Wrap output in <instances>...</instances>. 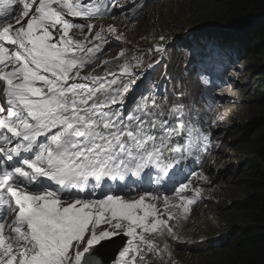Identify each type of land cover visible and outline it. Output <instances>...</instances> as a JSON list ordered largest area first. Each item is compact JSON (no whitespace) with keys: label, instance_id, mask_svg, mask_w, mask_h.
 Instances as JSON below:
<instances>
[{"label":"snow or ice","instance_id":"6c2138e0","mask_svg":"<svg viewBox=\"0 0 264 264\" xmlns=\"http://www.w3.org/2000/svg\"><path fill=\"white\" fill-rule=\"evenodd\" d=\"M131 2L134 16L145 7ZM123 7L0 0V264H176L168 238L182 239L200 195L194 188L189 199L187 190L208 177L187 173L170 193L142 187L143 178L151 182L155 171L171 180L181 163L207 150L208 136L195 132L186 105L169 102L155 85L125 107L145 64L152 69L165 58L168 37L141 55L121 51L115 71L96 73L110 63L95 64L109 37L124 41L123 33L109 25L93 35L91 22L73 18L115 19L113 9ZM132 192L136 198H126ZM117 237L127 238L118 255L103 259Z\"/></svg>","mask_w":264,"mask_h":264},{"label":"trees","instance_id":"16d2710c","mask_svg":"<svg viewBox=\"0 0 264 264\" xmlns=\"http://www.w3.org/2000/svg\"><path fill=\"white\" fill-rule=\"evenodd\" d=\"M173 3L174 9L161 18L155 31L196 41L202 34L235 44L234 59L242 66L241 72L249 74L243 105L252 119L246 131L233 133L243 138L242 152L246 155V168L240 169L244 196L238 197L227 212L244 224L229 244L199 250L204 256L196 264H264V0H186L185 6L178 0ZM155 12L159 15L157 8ZM221 213H225L224 207Z\"/></svg>","mask_w":264,"mask_h":264},{"label":"clouds","instance_id":"9594fccd","mask_svg":"<svg viewBox=\"0 0 264 264\" xmlns=\"http://www.w3.org/2000/svg\"><path fill=\"white\" fill-rule=\"evenodd\" d=\"M173 1V0H138L140 4L145 5L142 11H138L137 15H133L131 8L133 6L131 0H125L126 6L123 7L122 10L113 9V12L115 13V19L111 15L108 19L105 18L106 15L100 16H93V17H77L73 18V23H89L91 22L94 27L92 29V34L100 29L101 26L107 28L109 25H115L117 28V31L119 33H123V36L125 38L124 41L132 40L131 36L133 35L135 40L138 39L139 36L145 35V34H153L155 31L158 22L161 24L160 20L161 18L168 14H162L159 12L158 8L161 6H165L166 3ZM179 2H183L184 0H178ZM83 2V0H82ZM116 3L119 4L120 0H115ZM155 8H157V11L159 12V15H156ZM76 30L73 29L72 32H75ZM88 30L87 28L84 29V33L87 34ZM71 34V33H70ZM146 37V36H143ZM78 38L83 39V36H79ZM204 42L202 43V47L198 50L197 56L198 61L197 65L199 69H202V67L206 66L208 63H212L213 61H209V55L211 51H213L212 59H214L215 53H220L219 49L220 46H217L216 48H212V39L214 37H208L206 35L203 36ZM91 39V37H89ZM123 41H116L114 38H111V41L108 45L105 46L103 54H98L99 59L95 61V64H100L102 60H107V54L113 52L117 48H120ZM208 46V51L202 49ZM234 47L236 53V46L227 43L224 46V49L226 51V58L228 54L230 53V48ZM202 51V55H200ZM208 53V55H207ZM207 55V58L205 59L204 56ZM234 58V55L231 56V59ZM234 62H236L234 60ZM237 63V62H236ZM95 64L86 68L84 71L88 72L91 70L92 67H95ZM226 64V63H225ZM228 65V64H226ZM237 67H239V63H237ZM103 69L106 66H101ZM99 68L96 69V73ZM183 76V75H182ZM190 76V75H188ZM223 83L226 85L224 81H219L217 79H212L209 83V87L217 86L218 83ZM237 89H242L241 86H236ZM235 91V90H234ZM238 91H235L234 97L230 98L232 99L231 102H227V99L224 100L223 104L231 106L232 104L235 105V97H240L244 101L245 96V90H242L239 94L236 93ZM241 102V103H242ZM229 107L227 106V110L229 111ZM233 115V114H232ZM227 117V116H226ZM231 116H228V118ZM227 118V119H228ZM221 128L223 133L221 134L218 131L211 132V140L207 145L206 151H198L197 155L193 156L195 165L194 167L186 166V160L183 162V167H188L187 173H190L192 171H204L209 170L212 174L217 175L219 177H224L222 179H219L218 183H224V182H230L231 177L239 173L242 175V172L240 169L246 168L245 161H246V155L244 152H242V149L238 148L237 145H234V142L226 143L223 149H220L222 143L227 138L240 140L241 138L237 135L234 136L233 133L237 131V129L230 130L229 127V120L228 122L226 119L222 120ZM195 132H201L199 130H195ZM194 132V134H195ZM203 133V132H202ZM227 133V134H226ZM213 138V139H212ZM236 149V154H235ZM235 155H238V158H236ZM186 173V174H187ZM185 174V175H186ZM172 176V175H171ZM185 178V176H184ZM243 180V178H242ZM241 180V181H242ZM159 182H168V177L160 178V180H157ZM113 184H115L113 182ZM241 185V184H240ZM116 187V186H114ZM107 189V188H106ZM104 189V191L106 190ZM164 192H171V189ZM192 190L188 189L186 195L191 193ZM101 195V194H100ZM100 195H96L99 197ZM132 195L136 196V193H129L126 195V198H131ZM197 197L195 198L194 202L197 201ZM221 196L220 192L217 194L216 197L211 198L209 200H205V204H203L201 207L193 210L191 213H188L187 219L183 221L182 227L180 228V235L182 239L180 241L172 240L171 238L168 239V243L170 245V249L172 252V259L176 262V264H196L198 262H194L189 260L186 255L189 254L192 251L201 250L205 251L207 248L210 247H220V245H223L225 243H230V241L235 238L236 232L234 231H221L220 227L218 226V222L215 221V218H211V213H213L212 217H217L219 215H225V213H221V208L225 206V204H220ZM217 205V210L214 212L213 207ZM159 206V205H158ZM216 214V215H215ZM170 223H173V221H170ZM211 230V231H209ZM198 231H206L208 232V237L205 239H195V234ZM238 231V229L236 230ZM116 243L108 245L106 249L104 250L103 259L110 261L113 259V257L117 256V249L123 246V239L120 237L116 238ZM119 244H122L121 246ZM204 255H202L203 257ZM167 260V258L165 257ZM158 264V262H157Z\"/></svg>","mask_w":264,"mask_h":264},{"label":"rangeland","instance_id":"374dc122","mask_svg":"<svg viewBox=\"0 0 264 264\" xmlns=\"http://www.w3.org/2000/svg\"><path fill=\"white\" fill-rule=\"evenodd\" d=\"M185 2H186V0L183 1V4H184L183 6H185ZM119 4L124 5V7L126 6L125 0H120ZM174 7L175 6H174L173 1H170V2L166 3L165 6L159 7L158 10L162 14H165V13L171 12L174 9ZM167 17L168 16H165V18H167ZM203 18H205V16H203ZM186 19L187 18H185V20H184L185 23H187ZM111 38L112 37H109L110 41H111ZM210 39L216 40V38H210ZM190 48H191L192 51L187 52L186 55L189 56V57H192L193 54L196 53V51L200 47L196 46V43L193 42L192 46ZM207 48H209V47L205 46L202 49V51L204 49L208 50ZM143 49L145 50V53H146L147 49L146 48H143ZM202 51H201L200 54H202ZM234 51H235V48L231 47L230 48V54H233ZM212 54L210 53L209 60L212 58ZM207 55H208V53H207ZM207 55L204 56L205 59L207 58ZM237 66L238 65H237L236 62L230 60V63L228 65H224V64L220 65L219 73H220V76H221V80H224L227 77H240V78H242V76L244 77V83H241L240 80H238V82H240V83H237L236 85H234V87H230L231 92L233 90H235V91H238L236 94H239L246 87V82H247V80L249 78V74L246 73V72L245 73H241V70H242L241 67L242 66H239V67H237ZM233 80H235V78ZM237 85L241 86L242 89H240V90L237 89V87H236ZM226 86L227 85H225L223 83H220V82L217 85L218 88H225ZM262 89L264 90V87H262ZM248 93H249V91H248ZM246 95H247V92L245 93V96ZM234 100H235V105L232 106L234 108L233 109V113H232V109H230L227 112H226V109L224 110L225 104L227 102H231L232 101V99H230V98H228L227 102L225 104H223L224 107L222 109V110H224L226 112L225 115H228V114H231V113L233 115L231 114V117L228 118V117H225L224 116V112H222L223 114L220 115V116H222V118H225L227 122L229 120L230 130L235 128V129H239L238 132L246 131L248 129V124H249V122L252 119L251 114L248 112L249 109L244 107V105H243L244 102H242V104H241L240 101L243 100L241 98V95H240V97H235ZM257 114L261 115L262 113L258 112ZM249 134H251V132ZM242 140H243V138H241L240 140H236V138H234V139L227 138L226 140L223 141V143H222L223 147L221 149L224 148L226 143H231V142H234V145H237V149L238 148L243 149L242 142H241ZM235 154H236V149H235ZM235 156H236V158H238V155H235ZM206 173H207L208 178L211 181L210 180L206 181L204 183V186L201 189H200V187H201L200 182H195L193 184V187L190 188V190H192L194 188L195 189H200V195H199V197H197L198 198L197 201H195V202H198L199 204L196 206V208L194 207V209L189 207L190 208L189 212H192L193 210L201 207L203 204H205V199L207 201V200H209L211 198H214L220 192V196H221L220 204L221 205L225 204V206H224L225 215L224 216L223 215H219L217 217H212L213 213H211L210 214L211 218H215V221L218 222V226L220 227L221 231H226V232L234 231V233H235L236 230L244 224V222H242L241 219H240L241 221H239L238 218H236L237 220L235 218H231L230 215L227 212H229L231 210L232 206H234L235 203L238 202V200H237L238 197L244 196V193H242V191H244V188L241 187V185H240L241 182H242L241 181L242 180V175H240L239 173H236V174H234L231 177L230 182L228 181V182H224V183H218V180L222 179L224 177H219L217 175H214L208 169L206 170ZM217 183H218V185H217ZM213 184H214V186H213ZM194 195L195 194L192 191L191 195L189 196V199H192L194 197ZM207 198H209V199H207ZM217 209H218L217 205H215L213 207L214 212ZM243 219H248V218H245L243 216ZM209 231H211V230H209ZM207 237H208V232H206V231H198L195 234V239H205ZM168 239H170V238H168ZM197 251H199V250L190 252L189 254L186 255V257L189 260H191V261L200 263V259H201L203 253L198 252V254H197Z\"/></svg>","mask_w":264,"mask_h":264},{"label":"bare ground","instance_id":"6f19581e","mask_svg":"<svg viewBox=\"0 0 264 264\" xmlns=\"http://www.w3.org/2000/svg\"><path fill=\"white\" fill-rule=\"evenodd\" d=\"M109 17H111V15H106L105 16V18H109ZM212 29V28H211ZM202 30V29H201ZM222 31V30H221ZM229 37V36H228ZM222 38V37H221ZM239 38V37H238ZM251 40V39H250ZM249 42V41H248ZM235 45V44H234ZM241 47V46H240ZM243 47V46H242ZM244 49H245V47H244ZM242 50H243V48H242ZM206 51H208V50H206ZM245 51V50H244ZM247 51V50H246ZM240 52H242L241 50H240ZM213 53V51H211V54ZM249 53V52H248ZM200 55H202V54H200ZM262 55V54H261ZM263 56V55H262ZM249 57H250V55H249ZM248 57V58H249ZM251 59V58H250ZM247 67V66H246ZM249 67V66H248ZM242 68V67H241ZM246 69V68H245ZM249 70H251V69H249ZM252 75V74H251ZM252 77H254V76H252ZM253 79H251V81H252ZM252 83V82H251ZM251 85V84H250ZM253 85V84H252ZM251 91H252V89H251ZM246 96H248V95H246ZM245 96V97H246ZM245 101H247V100H245ZM240 102H242V101H240ZM250 102V101H249ZM246 103V102H245ZM227 134V133H226ZM240 134V133H239ZM241 138V137H240ZM231 141V140H230ZM264 143V142H263ZM223 147V145H221V147H220V149ZM261 150V149H260ZM257 152V151H256ZM187 169H188V167H182L181 169H180V171H178L174 176L175 177H181V176H183V175H185L186 173H187ZM203 173H204V175H206L207 176V173H206V170H204L203 171ZM214 176V175H213ZM172 177V176H171ZM208 177V176H207ZM208 180H210L209 178L207 179V181ZM211 181V180H210ZM219 181V180H218ZM195 182H200V184H201V187H200V189L204 186V183L206 182V181H202V180H194V182H193V184L195 183ZM193 184L191 185V187L190 188H192L193 187ZM217 185H218V183H217ZM113 186H116V187H119L118 185H116V184H113ZM211 186V185H210ZM213 186H214V184H213ZM206 187V186H205ZM189 188V189H190ZM106 189V188H105ZM199 189V190H200ZM210 191V190H209ZM192 193V192H191ZM191 193H189L187 196H188V198H189V196L191 195ZM131 198H136V196L135 195H132L131 196ZM210 198V197H209ZM209 198H207V199H209ZM258 199V198H257ZM206 200V199H205ZM199 203L198 202H194V203H192L191 205H189V207H191V208H193L194 209V207L196 208V206L198 205ZM191 213V212H190ZM11 219V218H10ZM123 239V241H125L127 238L125 237V238H122ZM124 243V242H123ZM120 246L122 245V244H119ZM117 253H118V251H116ZM197 254H198V251H197ZM204 254V253H203ZM118 255V254H117ZM196 258V257H195ZM200 258V257H199ZM194 259V258H193ZM202 259V258H201ZM112 260V259H111ZM110 260V261H111Z\"/></svg>","mask_w":264,"mask_h":264}]
</instances>
